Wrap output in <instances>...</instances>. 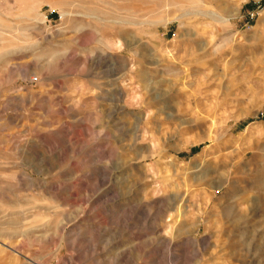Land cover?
<instances>
[{
  "label": "rangeland",
  "instance_id": "374dc122",
  "mask_svg": "<svg viewBox=\"0 0 264 264\" xmlns=\"http://www.w3.org/2000/svg\"><path fill=\"white\" fill-rule=\"evenodd\" d=\"M0 264H264V0H0Z\"/></svg>",
  "mask_w": 264,
  "mask_h": 264
}]
</instances>
